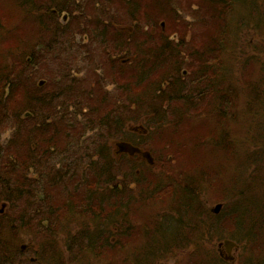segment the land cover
Returning a JSON list of instances; mask_svg holds the SVG:
<instances>
[{"label":"trees","instance_id":"1","mask_svg":"<svg viewBox=\"0 0 264 264\" xmlns=\"http://www.w3.org/2000/svg\"><path fill=\"white\" fill-rule=\"evenodd\" d=\"M70 1L55 6L47 2V5L42 8V11L49 14L47 17L50 19L49 28L51 29L48 30L45 38H38L37 51L42 47V49L51 52L49 50H54L59 44L60 36L64 37L73 28L74 32L79 28L78 32L85 36L84 42L86 40V44H90L89 49L98 44L108 48L107 53H110L107 54L108 62L112 69H115L114 64L119 63V59H121L119 54L123 52L131 54V49L133 60L131 59L129 62L133 61L135 66L128 72H122V75L114 77L111 83L102 82L100 86L101 101L95 103L94 107L91 104H83L90 100L93 102L95 95L92 91L87 96L88 99L79 95H77L78 101L70 98L71 94L74 92L76 94V91L81 89L77 87V81L80 80H76L75 75L82 70L74 71L75 66L70 61L73 60L70 55L66 61L67 53L59 61L64 70L57 71L59 76L57 80L51 81V89L44 90V93H40V95H31L30 83L27 82V86L23 83V74L14 75L13 70L6 71L7 67L2 72L0 71V200L7 203L8 207L20 204L23 208H28L32 200H37V202H33L34 208H37L36 214L45 211L46 216H43L42 221L48 223H50V219L52 220V216L55 217V212L48 211L47 208L57 206L60 208H81L83 214H90L94 218L103 217L108 209L110 211L107 214L117 213L120 209L118 208L120 206L117 201L118 196L127 189V186L121 188L118 181L113 182L112 169L108 171L106 165L98 162L99 157L110 154L105 145L101 146V153H97L94 141L88 140L94 135L92 132L95 128L92 124L96 123L101 129L112 127L111 129L120 136L122 131L125 132V124L130 117L126 111L131 112L132 107L139 110L143 108L144 115L142 117L150 116V120L145 122L146 126L150 122H155L157 128H162L163 123L160 117L165 112L169 122L161 130V174L162 178H169L165 173V165L167 161L177 162L179 178H174L171 182L174 183L177 180L181 188L177 184L173 189H169V192H166L167 197L172 201V204L167 207L174 208L175 212L171 210V212H167L171 215L163 218L164 220L172 218L173 220L170 222L161 220V222H165L161 223V242H164L165 238V242L168 244L171 238H175L176 244L181 241L178 245L181 249L191 242L187 233L188 229L196 230L199 226L196 217L211 219L215 215L208 210L205 211L204 208H199L202 186L208 180L216 181L218 174L221 175L217 169L211 170V166L208 164L202 167L201 163L205 161L203 154L205 152H208V155L220 153L227 161V157L235 159L236 153L241 147L239 138H234L227 126L230 120L237 117L232 108L233 101L236 99H233V96L236 93L232 90V84L223 75L228 73V67L224 63L222 66L218 64L222 61V57L216 51L231 49L232 38L237 30L233 31L234 25L239 30L246 28L256 31L264 30V0H203L205 5L201 6L206 7V12L212 16L215 22L213 45L211 49L208 48V52L203 50V54L199 50L187 49L190 40H187L186 36L178 30L174 32H179L181 41L176 43L168 40V36L172 35L170 25L166 24L167 32L164 33L166 36L161 33V29L158 30L161 39L149 33L150 19L156 18L155 22H158L160 13L161 22H166L169 17L172 20L182 17V12L176 11L170 0H106L112 6L115 1L117 6L121 5L122 9L132 17L131 23L134 24L132 32L134 33L128 32L127 35L131 34L128 38L123 37L120 31L114 30L115 19L110 18L111 14L116 16L117 21L125 22L124 17H119L114 9L113 11L106 9V11L98 8V16H94L88 12L87 6H83L79 11L73 8ZM96 4L97 6L102 4V0H96ZM91 6L95 9L94 3H91ZM148 10H155L157 13H151ZM168 10L169 12H167ZM80 12L89 19L85 18L82 25L74 27L71 23L70 13L78 14ZM65 13L69 15L67 22L61 20ZM142 14L143 17H141ZM167 23L170 22L167 21ZM121 31L124 33L123 29ZM228 34L231 35L230 42L227 40ZM157 38H159V42ZM86 44L81 46L84 48ZM125 47L127 51L123 49L124 51L121 50L123 51L121 52L120 49ZM233 51V57L236 60L246 58L245 61H247L258 58V48L255 47H253L252 57H249L248 52L245 53L242 47L235 46ZM88 52V56H91L92 51ZM186 53L190 57L189 62L185 60ZM33 54L35 53L32 51ZM182 55H184V60H182ZM206 55H208L207 58ZM38 62L33 61V67ZM96 62L97 60L93 59V63L90 65L98 72L100 64L97 65ZM261 63L263 73L257 83L251 84V91L252 98L257 95L258 100L264 103L263 58ZM188 69L190 71L193 69V71L188 72L187 75L184 74L183 71H189ZM159 80H161L160 85L158 84ZM80 84L78 83V85ZM55 85H58L59 88ZM108 85H114L116 90L118 89L122 94V97L114 99L113 106L109 103ZM81 99L85 100L81 102ZM122 102L123 104H121ZM101 106L111 107L104 115H101ZM193 114L202 119L206 118L207 122H202L200 127L207 124V132L200 130L197 133L195 131L183 133L182 137L187 139L185 142H178L175 136L168 134V129L176 126V123L179 122V120L173 119L174 116L194 118ZM133 120L137 119L133 118ZM7 129L11 132L5 135ZM88 133L91 134L87 135ZM142 137L141 139L147 143L149 137ZM193 137L199 139L192 142ZM143 141L142 143L147 146ZM226 143L228 148L225 149ZM112 159L114 161V158ZM198 160L199 162H197ZM124 163L129 166L130 171L123 174L124 180L137 179L141 183V188L146 189L147 184L151 182L149 178H146L145 175L143 179L141 171L138 173L133 170L134 168L131 167L134 163L133 160L128 158ZM144 166L145 170L151 168L148 165ZM206 167L210 171H214L213 174H210ZM241 173L238 172L237 176L231 179V184H233L231 187L239 182H244ZM58 174L60 175L57 176ZM219 181L218 183H220ZM240 186H243V183ZM151 189H146L147 196H152ZM222 191L228 193V190L222 189ZM159 193L161 194V189H159ZM56 194L57 200H62L63 203L55 205ZM124 205L122 203V206ZM244 206L245 208H258L262 205L253 203L251 196H248L244 199ZM235 212L237 213L234 214V218H231V220L234 219L233 225H237L240 234L248 235L253 241L256 236L250 234V231L257 228V223L253 225V222L251 223L255 212L252 214L248 209L237 210V208ZM216 216L218 217V215ZM246 219L249 220V223H245ZM42 221L40 222L42 223ZM222 222L221 220L219 222L221 230L222 227L226 228ZM41 225L43 228H47L44 229L46 232L52 230L45 223ZM200 227H206V225ZM209 232L210 234L206 229L201 230V236L197 241L212 235L213 227ZM254 233L256 234L257 231ZM87 239L92 251L96 241L91 242L90 238ZM78 240L80 239L70 241L76 243ZM260 242L258 245L264 246V239ZM171 243L166 247H173ZM72 244L73 242L70 244L71 248ZM9 245L10 243L5 246L0 244V255L4 257L1 262L14 264V260L22 259L20 258L22 255L17 257L18 255L11 254L7 250ZM199 247L198 264H215L211 258L206 256L201 243ZM11 249H13L12 246ZM41 252L39 255L44 259V252ZM72 262H75V259H72Z\"/></svg>","mask_w":264,"mask_h":264},{"label":"rangeland","instance_id":"2","mask_svg":"<svg viewBox=\"0 0 264 264\" xmlns=\"http://www.w3.org/2000/svg\"><path fill=\"white\" fill-rule=\"evenodd\" d=\"M68 1L0 0V71L2 72L7 67L6 71L13 70L14 75L23 74V83L26 86L27 82L30 83L31 95H40V93H44V90L51 89V81L57 80L59 76L57 71L64 70L59 61L67 53L66 61L68 55H70L73 59L70 61L75 66L74 71L77 72V69L82 70L75 75L76 80H80L77 81V87L81 88L79 89L80 92L77 90L76 94L74 92L70 95V98L78 101L77 95L87 98L90 91H92L95 95L93 102L89 99L90 101L83 104H91L94 107L96 106L95 103L101 101L100 86L102 82L111 83L114 77L122 75V72H128L135 64H133V61L126 63L119 61V63L114 64L115 69H112L108 62L107 54H110L107 53L108 48L98 44L89 49L90 44H86V40L84 42L85 36L78 32L77 29L79 28L75 32L73 28L64 37L60 36L59 44L54 50H49L54 53L48 52L42 47L37 51L38 38H45L48 30L51 29L49 28L50 19L47 17L49 14L42 11V8L47 5V2L55 6ZM70 2L73 4V8L79 11L83 6H87L88 12H91L94 16H98V8L112 11L114 9L119 17L123 16L125 19V22L117 21L116 16L111 14L110 18L115 19L114 30L120 31L122 36L126 38L131 35H127L128 32L134 33L132 32L134 28V24L131 23L132 17L126 13V10L122 9L121 5L117 6L115 1L113 6L106 0H102V4L98 6L96 0H91V2L90 0H71ZM170 2L176 11L180 10L182 12V17L173 20L169 17L167 21L170 23L166 21L167 25H170L172 35H174V31L178 30L186 36L187 40H190L187 49L199 50L201 54L204 51L208 52V48L211 49L213 45L215 22L212 16L206 12V7L201 6L205 5L203 0H170ZM91 3L95 4V9L92 8ZM155 10L148 11L157 13ZM73 14L70 13L71 23L74 27L82 25L85 18L89 19V17L83 16L84 13L81 12ZM141 17H143V14ZM155 19H150L151 26L148 31L160 37L158 30L161 29V13L159 21L155 22ZM234 27L233 31L237 30L232 38L231 49L217 50L216 53L222 57V61L218 64L221 66L223 63L227 65L228 73L223 75L232 84V90L236 93L233 96V99H236L231 101H233L232 108L237 117L230 120L227 126L233 134L232 136L236 139L239 138L241 147L237 151L235 159L227 157L229 161H226L220 153L208 155V152H205L203 154L205 161L201 163L203 164L202 167L208 164L211 166V170L217 169L221 172V175L218 174L216 181L208 180L202 186L201 206L199 208L211 212V208L218 203H223L221 215L219 216V213L217 217L216 214L214 215L211 212L214 215L211 219H207V217L205 219L201 216L198 218L197 216L196 221H198L199 226L196 230L194 228L188 229L187 232L191 242L180 249L178 245L181 241L176 244L175 238H171L168 244L172 242L173 247H166L168 244L165 242L164 237V242H161V223L173 220L169 218L165 221L163 218L171 215L167 212H171V210L175 212L174 208L167 207L172 204V201L167 197L166 192L179 183L177 180L174 183L171 182L174 178H179V165L177 162L167 161L165 173L169 178H162L161 174V130L169 122L168 117L165 116V112L160 117L163 129L157 128L155 122H150L147 126L150 132L147 135L149 137L147 147L158 157L156 167L145 170L144 164L135 161L131 166L135 172L139 170L143 173V179L146 175V178H149V181L152 182L146 186V189L152 188V196H147L146 189L141 188V183L137 179H127L126 177L127 180H124L123 174L130 172L129 166L124 163L123 156L116 155L115 152L117 141L127 137L137 139V136L131 135L132 132L129 134L125 132L126 135H124V131L118 136L117 132L111 129L112 127L101 129L96 123H93V128L97 130H93L94 135L88 140L90 142L94 141L97 153H101V146L105 145L110 154L99 157L98 162L106 165L108 171L112 169L113 182L118 181L121 188L127 186V189L117 199L120 204L119 211L107 214L110 211L108 209L103 217L94 218L90 214H83L81 208H60V206H57L47 208L48 211L55 212V217L52 216V220L50 219V223H48L42 221L43 216H46L45 211L36 214L37 208H34L33 202L35 203L37 200H32L28 208H23L20 204L8 207L7 203V206L3 208V200H0V210L2 209L0 211V244L5 246L10 243L7 250L14 256L18 255L17 257H19L24 252L20 257L22 259L16 258L14 264H198L200 243L207 257L211 258L215 264H224L221 260L222 256L218 244L220 240L225 239H233L240 243L241 248L236 254L238 260L235 264H264V246L258 245L261 243L260 240L264 239V103L258 100L257 95L252 98L253 93L251 91V84L257 83L263 73L261 59L263 58L264 61V30L258 29L256 31L251 28L239 30L236 25ZM124 28L127 30H123V33L121 30ZM230 39L231 35L228 34L227 40L229 42ZM157 41L159 42V38H157ZM206 42H208V45ZM85 44L86 47L83 48L81 45ZM235 46L242 47L245 53L248 52L249 57L253 55V47L258 48V58L248 59L247 61H245L246 58L236 60L233 57V47ZM123 49L127 51L126 47L121 48L120 51ZM32 51L35 54L32 55ZM88 51H92L91 56H88ZM238 54L241 55V53ZM119 55H121V58H130L133 55L132 49L131 54L123 52ZM181 57L184 60V55ZM207 57L208 55H206ZM91 58L92 60H90ZM93 59L97 60V65L100 64L98 72L90 65V63H93ZM33 61H39L35 67L32 64ZM72 74L74 73L72 72ZM159 78L161 79V75ZM41 80L47 82L45 81L43 85H40ZM78 83L81 84L78 85ZM160 83L161 80L158 84L160 85ZM55 87L59 88L58 85H55ZM107 88L110 90L109 103L113 106L114 99L122 97V94L118 89L116 90L114 85H108ZM110 107H102L101 115H104ZM126 113L130 114V117L125 124V130L128 125L150 120V116L142 117L144 115L143 108L139 110L132 107V111L128 112L127 110ZM193 115L194 118L174 116L173 119L179 120V122L176 123V126L168 129V134L175 136L178 142H185L187 139L182 137L183 133H192L193 131L197 133L200 130L207 132V124L200 127L202 122H207L206 118L202 119L195 114ZM133 118L137 120H133ZM10 132L11 130L7 129L5 135ZM196 139L199 138L193 137L192 142ZM226 148H228L227 143L225 144ZM112 158H114V161ZM35 160H38V158H35ZM207 171L210 174L214 172L210 169ZM235 172H243L241 174H243L244 182H239L231 187L233 185L231 179L237 176ZM218 180H220V183H218ZM241 183H243V186H240ZM178 187L181 188L179 184ZM159 189H161V194ZM222 189L228 190V193L223 192ZM248 196H251L253 203H260L262 206L245 208L244 199ZM54 198L55 205L62 201L57 200V194ZM122 203L125 205L122 206ZM236 208L237 210L248 209L252 214L255 212V217L251 218V223L253 222L252 225L257 223V228L250 231V234L256 236L253 241L248 235L240 234L237 225H233L234 219L231 220V218H234V214L237 213L235 212ZM162 219L165 222H161ZM247 219L245 223H249ZM220 220L221 222L224 220L222 225L226 226V228L222 227V230L220 229ZM43 223L49 225L48 228H52V230H49V232L44 231L47 228H43L41 225ZM204 225L206 227H200ZM212 227L214 232L208 236L209 238L197 241L201 236V230L206 229L210 234L209 230ZM255 231H257L256 234ZM87 238H90L91 242L96 241L92 251ZM72 239L80 240L75 243L70 241ZM71 242H73L72 248ZM11 246L14 250L11 249ZM41 251L44 252V259L39 255L42 253ZM70 255H73V257H70ZM3 258L0 255V262L3 261ZM72 259H75V262H72ZM0 264L6 263L1 262Z\"/></svg>","mask_w":264,"mask_h":264},{"label":"water","instance_id":"3","mask_svg":"<svg viewBox=\"0 0 264 264\" xmlns=\"http://www.w3.org/2000/svg\"><path fill=\"white\" fill-rule=\"evenodd\" d=\"M117 145L121 149V151H127L130 153H134V152H140L141 153L142 152V150H140L139 148H136L133 145L126 143V142L117 143ZM143 155L149 159L150 163H152V164L154 163L153 158L149 152H143ZM222 207H223V204L219 203L215 207H213L211 210L214 213H219L221 211ZM223 245L226 247V249L229 252H231L233 247L236 246V243L231 241V240H226L220 244V246H223Z\"/></svg>","mask_w":264,"mask_h":264},{"label":"flooded vegetation","instance_id":"4","mask_svg":"<svg viewBox=\"0 0 264 264\" xmlns=\"http://www.w3.org/2000/svg\"><path fill=\"white\" fill-rule=\"evenodd\" d=\"M68 17H69V15L65 18V21H67V19H68ZM162 26L163 27H161V33L163 34V35H165L164 33H166L167 32V29H166V27H165V24H163L162 23ZM156 31V30H155ZM166 36V35H165ZM169 38H168V40H170V41H174V42H176V43H179L180 41H181V39H180V35H179V32H175V34L174 35H169L168 36ZM186 55V57H185V60L187 61V62H189L190 61V57L188 56V54L186 53L185 54ZM189 70V69H188ZM191 71H193V69H191ZM191 71L189 70V71H186V72H184V74H188V72H190L191 73ZM124 156H126V158L128 159H135V160H143L141 157H139V156H132V157H129L128 155H126V154H123ZM131 159V160H132ZM224 251H222L221 253L222 254H224L223 253ZM227 254H225V256H226Z\"/></svg>","mask_w":264,"mask_h":264}]
</instances>
